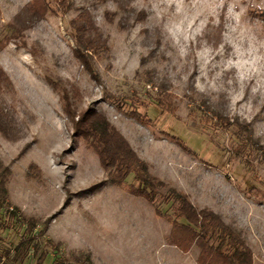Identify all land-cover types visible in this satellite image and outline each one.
<instances>
[{"label": "rangeland", "instance_id": "rangeland-1", "mask_svg": "<svg viewBox=\"0 0 264 264\" xmlns=\"http://www.w3.org/2000/svg\"><path fill=\"white\" fill-rule=\"evenodd\" d=\"M29 1L0 0V41L13 35L8 24ZM73 1L91 12L107 40L97 79L72 54L68 22L75 9L34 21L0 51L16 132L15 140L0 136V162L11 171L9 201L19 210L12 219L0 211L7 226L0 255L24 235L23 215L46 224L40 240L53 246L44 264L80 252H89L92 264H197V245L184 254L169 243L171 203H149L110 183L88 143L74 137L44 81L50 78L66 86L78 110L107 116L166 185L162 192L176 189L198 209L220 215L241 233L254 263L264 264V0ZM150 78L173 94L175 115L157 109ZM109 95L130 100L117 110ZM202 97L248 124L255 145L244 143L235 126L207 123ZM133 111L151 122H138ZM29 168L36 172L27 175ZM125 182L136 186L133 175Z\"/></svg>", "mask_w": 264, "mask_h": 264}, {"label": "trees", "instance_id": "trees-1", "mask_svg": "<svg viewBox=\"0 0 264 264\" xmlns=\"http://www.w3.org/2000/svg\"><path fill=\"white\" fill-rule=\"evenodd\" d=\"M74 9L73 0H30L14 17L13 22L8 24L9 29L13 30V35L0 41V51L5 49L10 41L20 36L34 21L44 20L50 14L65 15ZM75 11L77 14L68 22L69 35L74 43L72 54L90 77L97 79L95 63L106 54L107 40L100 32L90 11L86 8L75 9ZM44 81L58 96L61 111L71 125L74 137H79L88 143L98 156L102 168L107 171L112 185L126 186L132 195L149 203H154L158 199L165 204L171 203L173 211L168 240L172 246L181 253L187 254L194 245H197L199 249L197 264H256L241 233L226 224L220 215L206 208L198 209L186 194L176 189L168 188L166 192H162L166 185L149 174L147 165L139 160L105 114L92 107L83 111L78 110L73 106L72 96L60 80L44 78ZM145 82L156 89L153 100L160 113L175 115L177 111L175 99L165 83L157 82L153 78ZM11 88L12 83L9 77L0 67V136L10 141L16 139L14 137L16 132L12 128L13 123L4 95ZM107 99L117 110H122L127 100H130L128 96L123 95H109ZM199 102L207 113L205 116L207 123L220 129L235 126L243 133L244 143L255 145L248 124L231 120L218 107L210 105L206 98H200ZM129 115L140 123L151 122L135 111L130 112ZM242 146L245 144L238 146L237 150L242 151ZM34 171L36 172V169L29 168L27 175ZM10 175V169L0 162V211L6 208L8 219L16 217L19 212L17 208L11 207L9 201L7 183ZM130 175H133L136 186L126 185L125 181ZM20 219L24 225V235L12 249L0 255V264H24L28 258L33 259L34 264H44L49 254L48 248L53 246L50 240H45L44 243L40 240L45 233L46 224H40L38 220L26 218L23 215ZM38 227H41L40 231L34 234ZM6 228L7 226L0 223V239L1 231ZM57 247L58 245H55V249ZM51 264H92V260L89 252H80L56 258Z\"/></svg>", "mask_w": 264, "mask_h": 264}]
</instances>
